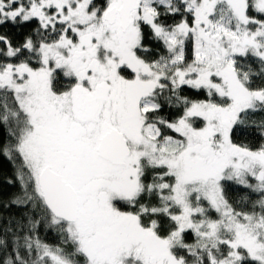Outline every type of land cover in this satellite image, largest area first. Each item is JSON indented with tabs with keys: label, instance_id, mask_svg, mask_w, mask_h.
Returning a JSON list of instances; mask_svg holds the SVG:
<instances>
[{
	"label": "snow or ice",
	"instance_id": "6c2138e0",
	"mask_svg": "<svg viewBox=\"0 0 264 264\" xmlns=\"http://www.w3.org/2000/svg\"><path fill=\"white\" fill-rule=\"evenodd\" d=\"M0 128V264H264V0H0Z\"/></svg>",
	"mask_w": 264,
	"mask_h": 264
},
{
	"label": "trees",
	"instance_id": "16d2710c",
	"mask_svg": "<svg viewBox=\"0 0 264 264\" xmlns=\"http://www.w3.org/2000/svg\"><path fill=\"white\" fill-rule=\"evenodd\" d=\"M3 139H4V132H3V129L0 128V141H2ZM14 172H15V168L12 162H10L4 156L0 155V192H3L5 194V198H7V195H10L12 193H17L20 190V186L18 182L15 185H8L4 183V180L6 177L13 178V179L15 178ZM11 211L14 214H18L19 210L17 208H13ZM46 239L49 242L55 241V237L51 233H49L46 236Z\"/></svg>",
	"mask_w": 264,
	"mask_h": 264
}]
</instances>
